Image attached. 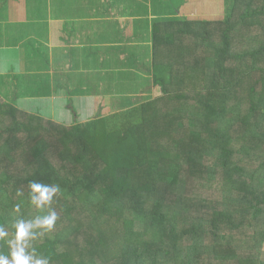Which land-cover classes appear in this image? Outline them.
Instances as JSON below:
<instances>
[{
	"label": "trees",
	"instance_id": "16d2710c",
	"mask_svg": "<svg viewBox=\"0 0 264 264\" xmlns=\"http://www.w3.org/2000/svg\"><path fill=\"white\" fill-rule=\"evenodd\" d=\"M262 18L264 0H226L221 20L182 21L159 95L108 115L65 125L0 103V164L28 155L0 171V252L18 220L56 211L26 249L50 264H264V34L238 45ZM32 181L60 191L37 208Z\"/></svg>",
	"mask_w": 264,
	"mask_h": 264
},
{
	"label": "crops",
	"instance_id": "0c3cea01",
	"mask_svg": "<svg viewBox=\"0 0 264 264\" xmlns=\"http://www.w3.org/2000/svg\"><path fill=\"white\" fill-rule=\"evenodd\" d=\"M225 1L0 0V98L65 125L152 99L163 36L221 20Z\"/></svg>",
	"mask_w": 264,
	"mask_h": 264
},
{
	"label": "clouds",
	"instance_id": "9594fccd",
	"mask_svg": "<svg viewBox=\"0 0 264 264\" xmlns=\"http://www.w3.org/2000/svg\"><path fill=\"white\" fill-rule=\"evenodd\" d=\"M31 202L37 207L42 208L51 203L53 197L60 191L58 185H47L32 181L29 183ZM20 195H23L21 192ZM20 205L15 209L19 211ZM58 214L50 211L47 215H37L34 220H18L15 225L14 238L8 241L10 254L4 255L0 252V264H50L49 257L36 256L34 252H28L29 241L38 236L50 232L56 221ZM40 231H34V230ZM9 233L0 226V239L8 237Z\"/></svg>",
	"mask_w": 264,
	"mask_h": 264
},
{
	"label": "rangeland",
	"instance_id": "374dc122",
	"mask_svg": "<svg viewBox=\"0 0 264 264\" xmlns=\"http://www.w3.org/2000/svg\"><path fill=\"white\" fill-rule=\"evenodd\" d=\"M256 3H258V2H256ZM239 12H240V10L238 8L234 11V15H233V18H232L233 20H236L238 18L237 15H238ZM261 21H262L261 25L242 27V35L239 36V40H238L239 48L243 49L246 46V43L249 41L250 37H253V36H256V35H259V34L260 35L264 34V18H262ZM212 27H214V26H211V28ZM221 28H222V26L216 27V31L220 30ZM212 34H213L214 38H217V32H213ZM263 36L261 37L262 39H263ZM171 55L174 56V53L171 54ZM189 58H187V59H189ZM256 78H257V75L250 76V79H248L247 82H249L252 79H256ZM198 81H199L198 75L194 74L193 78H189L187 80V85H191L193 83H198ZM238 95L239 96H243L241 93H238ZM0 103H6V102H3V99L0 98ZM4 125H5V122L1 121L0 122V127H2ZM11 159L12 160H9L8 162H2L0 164V171L3 168L4 172H6V173H8L10 175H14V173L16 171L22 169L23 166H24V168L27 166L26 164L28 162L26 160L28 159V155H27L26 152L19 153V151L18 152L15 151L13 153Z\"/></svg>",
	"mask_w": 264,
	"mask_h": 264
}]
</instances>
